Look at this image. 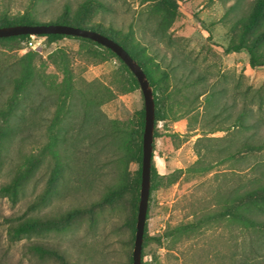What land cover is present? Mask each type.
Returning <instances> with one entry per match:
<instances>
[{
    "label": "rangeland",
    "instance_id": "1",
    "mask_svg": "<svg viewBox=\"0 0 264 264\" xmlns=\"http://www.w3.org/2000/svg\"><path fill=\"white\" fill-rule=\"evenodd\" d=\"M86 1L91 4L80 23L107 31L124 40L137 56L149 57L154 76L162 69L169 72V85L181 86L189 99L202 88L216 90L211 102L202 94L192 112L172 120L167 111L155 123L152 154L157 176L150 185L145 222L150 236L214 209L226 190L245 188L264 177V150L244 151L241 146L244 141L253 144L264 138V65L251 67L245 51H224L254 0H177L176 19L160 33L156 31L158 18L150 13L151 3L144 0L33 4L31 0H0V16L27 11L34 22L59 23L65 3L71 19ZM44 41L34 50V80L22 89H17L16 80L22 73L19 61L26 50L24 41L0 42V185L10 181L28 160L36 161L15 203L0 196V264H128L133 249L130 229L123 224L130 215L128 196L110 205L100 202L116 177L111 150L101 142L90 147L87 139L66 138L79 127L78 106L63 110L53 129L58 140L46 149L48 125L59 102L55 94L48 97L47 86L52 81L61 83L62 59H67L73 89L103 99L100 111L130 132L134 151L144 108L142 91L139 86L129 90V72L117 56L102 58L100 46L72 37ZM187 75L202 79L186 88L182 83ZM162 83H155L159 96L169 88ZM175 98L183 99L182 94ZM170 103V98L163 100V106ZM243 107L252 109L249 119L259 121L255 130L234 124ZM177 108L172 104L173 110ZM229 152L234 156L220 162ZM199 156L197 166L210 164V168L186 171ZM137 168L135 160L128 163L130 178ZM29 216L37 218V233L9 240V224ZM242 238L237 228L222 224L180 240L170 249L151 241L143 248L144 260L150 264H230ZM32 245L45 252H36Z\"/></svg>",
    "mask_w": 264,
    "mask_h": 264
},
{
    "label": "trees",
    "instance_id": "2",
    "mask_svg": "<svg viewBox=\"0 0 264 264\" xmlns=\"http://www.w3.org/2000/svg\"><path fill=\"white\" fill-rule=\"evenodd\" d=\"M42 0H31V3H37ZM144 2H150V13L154 14L158 18L157 32L164 31L169 25L176 19L177 16V0H144ZM91 3L88 1L83 2L80 11L74 15L73 18H69V6L67 3L64 5L63 12L60 20L56 22L62 24H70L73 26H79L84 28L93 29L101 32L102 34L116 40L125 50L138 62L143 71L145 72L148 81L152 87L153 98L155 103V123L158 119L165 116L167 111L172 114V120H177L181 116L188 114L194 110V101L197 100L202 94H205V100L211 102L215 96L216 90L207 91L205 88L198 90L193 94V98L189 99L182 93V87L177 86L174 82L168 83L167 79L170 77V73L162 69L158 77L153 75V68L148 65L151 62L150 58L146 55L137 56L132 48L128 47L123 41L108 34L109 32L86 26L81 24L82 15L86 12L87 5ZM33 16L25 11L22 15H15L9 17L7 15L0 16V26H9L16 24H37L34 22ZM242 26L230 39V42L225 47V52H238L245 51L248 54L249 64L255 68L259 65H264V0H254L251 9L248 14L241 18ZM49 23V22H45ZM46 37L47 43H54L56 40L64 37H72L84 41L92 42L102 48L99 55L105 58L106 54H112L117 56L109 48L84 37L65 35V34H42ZM27 34H21L16 36L0 37L2 41H21L25 40ZM36 51L32 49H26L23 55L20 57L19 64L22 69V73L17 77V89L27 87L34 80V66L32 65V59L35 56ZM122 65L129 72V90L139 86V83L134 74L124 64V62L117 56ZM156 67H158L157 63ZM64 78L59 85H56L53 81L47 86L48 97L55 94L57 100H59L57 107L55 108L54 115L51 123L48 125L49 140L46 142V149H51L58 140V135L53 129L60 121V116L65 108L69 106L75 108L78 106L81 109V120L79 127L76 131L70 133L72 141H80L81 139L89 140L90 147L93 142H101L102 147H106L111 150V160L114 163L116 170L115 181L107 186L102 197L101 203L113 204L115 201L120 200L124 195L128 196L130 215L124 220V225L128 226L131 232L129 239L130 244L134 240L135 234V223L138 210L139 192L141 184V159H142V134L144 128V108L141 113L140 129L138 133V144L134 151L130 145V132L123 126H121L115 119H106L104 114L100 111V104L102 100L96 99L93 95H87L81 91L73 89V83L71 78V72L68 65L67 59H62ZM40 82L44 84L41 75H38ZM19 79V80H18ZM202 77L197 75L191 77L187 75V79L182 83L183 87H192L197 81L201 80ZM167 83L169 86L168 90L159 96L157 92V85L155 83L162 82ZM163 84V83H162ZM182 94L183 99H176L175 95ZM14 95V94H13ZM163 96V97H162ZM171 99L173 103L166 104L163 106V100ZM185 99H189L185 102ZM168 101V100H167ZM172 104L177 105L176 110L172 109ZM193 104V105H192ZM179 106H183L184 109H180ZM217 114H215L216 116ZM252 117V109L243 107L242 110L236 115L234 124L242 127L257 128L259 121L257 119H249ZM103 124L101 126L100 124ZM250 121V122H249ZM154 123V127H155ZM73 130V129H72ZM155 137V132H153ZM201 138V137H200ZM95 140V141H93ZM154 146V140H153ZM245 150L257 149L264 150V138L257 143L250 144L248 141H244L241 145ZM236 149L234 152H239ZM234 152H229L225 156H222L219 161H225L234 156ZM199 155V151L197 152ZM199 156L196 161L186 171L207 170L210 168V164L204 165L200 160ZM135 160L138 163V168L134 175L130 178L128 171V163ZM36 166L35 159L28 160L27 165L20 170L13 178L7 183L0 185V196L6 197L10 202L15 203L18 195L23 187L25 180L31 174ZM61 173L58 174L60 176ZM157 176V170L153 162V154L151 158V169H150V185ZM153 186V184H152ZM150 192V191H149ZM217 206L214 209H209L195 216L193 219L178 223L175 225H167L166 229L162 234L157 236H150L147 233L146 224L144 228L142 251H141V264H150L144 260L143 248L154 241L160 246H174L180 240H186L198 237L205 231L215 226L227 225L234 229L237 228V233L242 235L241 245H237L230 257V264H264V177L256 178L255 181L251 182L245 188L239 189L230 188L223 194H220V199L217 200ZM122 207L125 205L121 204ZM77 211V210H74ZM83 211V210H82ZM148 216V209L147 215ZM37 218L33 216L27 217L25 220L17 223L9 224L7 229L8 239L15 241L22 237L30 236L33 233H37ZM232 231V230H231ZM247 247L245 250L242 249ZM32 248L36 252H45L38 245H32ZM49 251V250H46ZM50 252V251H49ZM57 253V252H53ZM128 264H132V253L128 256Z\"/></svg>",
    "mask_w": 264,
    "mask_h": 264
},
{
    "label": "water",
    "instance_id": "3",
    "mask_svg": "<svg viewBox=\"0 0 264 264\" xmlns=\"http://www.w3.org/2000/svg\"><path fill=\"white\" fill-rule=\"evenodd\" d=\"M21 34H65L89 38L113 51L136 77L144 98V128L142 134L141 184L135 234L132 249V264H141V251L150 191V169L153 150L155 103L152 87L138 62L116 40L93 29L62 23L16 24L0 26V37Z\"/></svg>",
    "mask_w": 264,
    "mask_h": 264
},
{
    "label": "built area",
    "instance_id": "4",
    "mask_svg": "<svg viewBox=\"0 0 264 264\" xmlns=\"http://www.w3.org/2000/svg\"><path fill=\"white\" fill-rule=\"evenodd\" d=\"M39 36H42L43 39H41ZM44 40L46 41V37L42 34H27V37L24 40L25 49L36 50L42 46Z\"/></svg>",
    "mask_w": 264,
    "mask_h": 264
}]
</instances>
